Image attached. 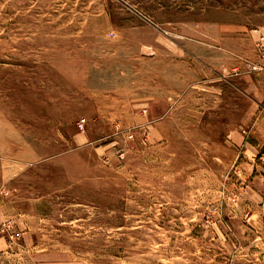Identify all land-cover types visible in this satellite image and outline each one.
I'll list each match as a JSON object with an SVG mask.
<instances>
[{
    "label": "rangeland",
    "instance_id": "obj_1",
    "mask_svg": "<svg viewBox=\"0 0 264 264\" xmlns=\"http://www.w3.org/2000/svg\"><path fill=\"white\" fill-rule=\"evenodd\" d=\"M264 0H0V264H264Z\"/></svg>",
    "mask_w": 264,
    "mask_h": 264
},
{
    "label": "built area",
    "instance_id": "obj_2",
    "mask_svg": "<svg viewBox=\"0 0 264 264\" xmlns=\"http://www.w3.org/2000/svg\"><path fill=\"white\" fill-rule=\"evenodd\" d=\"M258 53L264 64V30L259 31V43H258ZM255 71H263L264 65L259 68H254Z\"/></svg>",
    "mask_w": 264,
    "mask_h": 264
},
{
    "label": "crops",
    "instance_id": "obj_3",
    "mask_svg": "<svg viewBox=\"0 0 264 264\" xmlns=\"http://www.w3.org/2000/svg\"><path fill=\"white\" fill-rule=\"evenodd\" d=\"M260 79L264 80V73L259 76ZM262 107L264 108V103H261Z\"/></svg>",
    "mask_w": 264,
    "mask_h": 264
}]
</instances>
